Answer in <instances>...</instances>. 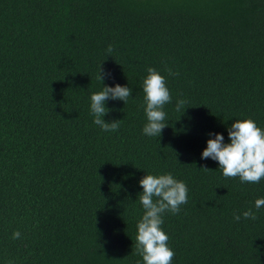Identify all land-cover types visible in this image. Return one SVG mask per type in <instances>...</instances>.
<instances>
[{"label": "trees", "instance_id": "obj_1", "mask_svg": "<svg viewBox=\"0 0 264 264\" xmlns=\"http://www.w3.org/2000/svg\"><path fill=\"white\" fill-rule=\"evenodd\" d=\"M100 65L133 90L106 102L116 132L90 113ZM149 67L172 94L160 137L142 131ZM243 119L264 129V0H0V264H142L139 180L166 173L188 187L164 215L172 264H264V179L201 159Z\"/></svg>", "mask_w": 264, "mask_h": 264}, {"label": "clouds", "instance_id": "obj_2", "mask_svg": "<svg viewBox=\"0 0 264 264\" xmlns=\"http://www.w3.org/2000/svg\"><path fill=\"white\" fill-rule=\"evenodd\" d=\"M114 52L112 45L106 49L110 57ZM102 65V64H101ZM100 65L97 79L101 81L102 90L92 93L90 97V113L93 123L104 132L119 130L121 120L106 122L104 117L110 109L105 105L108 100H119L127 104L133 90L127 85L116 84L114 87L103 83L110 73ZM168 76H178L179 73L166 67ZM143 111L146 123L143 134L149 137H160L168 125L165 123L167 114L165 106L172 103V94L167 87V79L157 69L147 68V75L142 82ZM186 99H178L175 111L183 113L187 108ZM228 140L224 142L221 133H208L207 146L201 153V159H211L218 163L226 179H239L241 183L257 184L264 179V129L257 126L252 119L235 120L227 129ZM201 169L208 171L207 167ZM143 191L138 194L139 204L143 214L136 225L135 254L142 257V264H172L175 258L174 250L169 246V236L163 230L165 213L177 215L181 206L188 202V187L171 173L152 175L146 174L139 180ZM254 207L259 210L264 207V198H258ZM244 219L256 220L255 212L249 208L242 213ZM233 219L240 221L241 215L233 214ZM21 233L15 231L12 239H19ZM11 264V262H10ZM141 264V261H137Z\"/></svg>", "mask_w": 264, "mask_h": 264}]
</instances>
